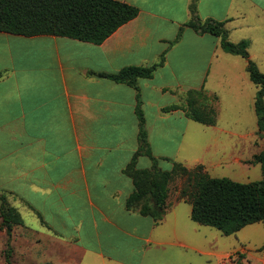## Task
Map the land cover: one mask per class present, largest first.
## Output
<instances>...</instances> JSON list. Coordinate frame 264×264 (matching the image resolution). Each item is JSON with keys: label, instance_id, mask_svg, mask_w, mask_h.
Masks as SVG:
<instances>
[{"label": "crops", "instance_id": "obj_1", "mask_svg": "<svg viewBox=\"0 0 264 264\" xmlns=\"http://www.w3.org/2000/svg\"><path fill=\"white\" fill-rule=\"evenodd\" d=\"M118 1L139 14L100 45L0 32V193L9 195L26 230L66 251L52 264H186L181 253L197 252V240H188L177 218L167 224L170 193L159 223L127 208L135 188L125 170L140 148L138 108L160 170L161 162L170 171L175 163L202 165L217 178L212 172L229 159L246 163L225 150L240 135L217 119L213 126L190 119L186 95L205 87L218 94L222 84L235 115L242 84L252 83L248 61L226 53L220 38L186 26L192 0ZM197 6L203 20L225 23L232 43L248 42L250 59L264 73V0H198ZM163 58L138 89L100 77ZM251 105L255 110V99ZM173 106L180 107L165 111ZM153 166L148 156L137 160L140 170Z\"/></svg>", "mask_w": 264, "mask_h": 264}, {"label": "trees", "instance_id": "obj_2", "mask_svg": "<svg viewBox=\"0 0 264 264\" xmlns=\"http://www.w3.org/2000/svg\"><path fill=\"white\" fill-rule=\"evenodd\" d=\"M198 0L190 5V20L187 27L199 35L210 34L221 39L222 49L232 55L241 56L248 61L247 71L252 83L259 88L255 100L258 133L264 134V73L250 59L249 43H232L224 22L214 19L203 20L198 14ZM139 9L118 0H0V32L25 37L58 36L100 45L119 28L134 20ZM182 30L179 38L181 37ZM159 64L145 67H128L118 74H101L100 77L127 84L138 89L140 79H151ZM204 89L189 91L185 107L187 116L201 124H216V112L212 108H202L193 100L202 95ZM218 101L217 95L212 97ZM173 106L166 112L178 109ZM140 121V148L125 170L134 184V192L127 200V208L143 216L153 218L157 223L166 215L169 188L175 177H183L180 199L191 204V219L195 223L212 227L224 236L236 235L249 225H264V149L253 157L251 164H260L262 179L257 182L239 183L228 178H214L199 165L187 168L175 163L171 171H162L152 156L145 118L138 108ZM148 156L153 162L152 169L140 170L137 160ZM1 217L8 233L12 225H22L21 214L8 204L7 197L0 193ZM264 250V245L260 248ZM10 252L8 251V258ZM10 264V263H9ZM240 264V263H237Z\"/></svg>", "mask_w": 264, "mask_h": 264}, {"label": "rangeland", "instance_id": "obj_3", "mask_svg": "<svg viewBox=\"0 0 264 264\" xmlns=\"http://www.w3.org/2000/svg\"><path fill=\"white\" fill-rule=\"evenodd\" d=\"M219 84H216L218 94L209 93L208 87L204 88L202 95L194 96L193 100L200 104L202 108H212L216 112V119L219 125L224 128L234 129L240 135L228 139L225 150L235 157H240L246 163H236L228 160V164L216 172H212L217 178H228L239 183L257 182L262 179V167L260 164H251L253 157L264 149V134L258 133L257 116L254 106H247L248 102L256 100L257 87L253 84L243 85V102L241 108L235 109V115L230 114L231 97L228 90ZM217 95L221 100L219 109L218 101H213L212 97ZM221 95V96H220ZM222 97V98H221ZM189 108V101H187ZM210 156H214L211 154ZM163 171H170L171 165L167 162L160 163ZM183 177L178 175L171 183L169 188L170 211L167 221L170 224L177 218L184 231L187 232L188 240H194L196 237L197 252L186 250L181 253V262L191 260V264H221L227 259V264L245 263V258H249L251 264H262L264 259V250L260 248L264 245V225L261 223L249 225L242 229L238 234L224 236L215 228L199 225L192 221L191 204L180 199ZM7 197L9 206L13 207L9 195ZM1 207V201H0ZM25 222L29 219L25 216ZM192 228H197L194 236ZM12 231L8 233L3 223L0 212V264H52V260L66 258V251L59 246H50L45 244L42 237L37 236L29 229L26 230L24 224L12 225ZM39 241L37 245L36 242ZM8 251L10 252L9 258Z\"/></svg>", "mask_w": 264, "mask_h": 264}]
</instances>
